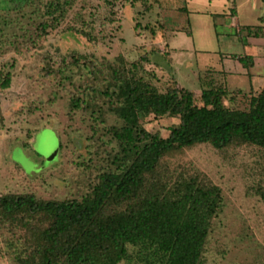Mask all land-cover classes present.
Masks as SVG:
<instances>
[{"label":"rangeland","instance_id":"374dc122","mask_svg":"<svg viewBox=\"0 0 264 264\" xmlns=\"http://www.w3.org/2000/svg\"><path fill=\"white\" fill-rule=\"evenodd\" d=\"M17 1L0 0V39L9 40L0 64H15L11 87L0 91V193L81 198L93 183L88 164L114 167L110 155L120 147L107 129L123 121L109 110L101 70L119 56L131 63L148 54L144 66L156 75L158 88L164 92L176 79L196 102L200 77L211 70L226 75L223 82L232 90L246 92L225 99L228 107L246 108L248 92L264 87V38L252 39L253 45L244 42L247 27L264 30V0H148L150 11L131 0H77L37 45L24 36L23 27L35 35L33 23L42 20L43 10L34 14V7L25 5L18 12L24 1ZM166 45L168 52L162 50ZM74 54L89 62L60 69V56ZM244 54L248 62L240 58ZM74 99H81L78 109H72ZM178 122V117L154 115L141 120L162 137ZM164 160L176 172L200 170L222 188L223 206L212 220L203 264H264V150L199 144ZM21 234L0 228L5 252L0 264H15L5 239Z\"/></svg>","mask_w":264,"mask_h":264},{"label":"trees","instance_id":"16d2710c","mask_svg":"<svg viewBox=\"0 0 264 264\" xmlns=\"http://www.w3.org/2000/svg\"><path fill=\"white\" fill-rule=\"evenodd\" d=\"M23 1L18 12L25 5L33 6L34 14L43 10L42 20L33 23L35 35L23 27L24 36L37 45L49 29L58 28L77 0ZM131 1L143 4L145 11L152 9L148 0ZM247 28L248 36H264L262 26ZM66 30L95 39L75 26ZM8 43L0 39V53L8 52ZM117 61L101 70L109 110L123 121L107 129L120 147L110 155L114 167L88 164L93 183L81 198L45 200L33 193H0V228L22 232L5 239L15 264H203L212 220L223 206L222 188L200 170H171L165 157L199 144L218 150L233 145L264 150V89L246 94V108L228 107L225 99L245 93L231 90L207 71L200 78L202 92L196 102L176 79L161 91L153 82L156 75L144 66L150 62L148 54L131 63L122 56ZM88 62L84 55H61L59 66ZM14 67L0 64L1 92L11 87ZM80 102L74 99L72 109ZM149 115L178 117L179 122L162 137L142 125Z\"/></svg>","mask_w":264,"mask_h":264},{"label":"crops","instance_id":"0c3cea01","mask_svg":"<svg viewBox=\"0 0 264 264\" xmlns=\"http://www.w3.org/2000/svg\"><path fill=\"white\" fill-rule=\"evenodd\" d=\"M231 8L234 9L235 6L232 5ZM152 9H153V6H152ZM152 9H151V10H152ZM167 31H168V30L165 31V28H164V32L167 33ZM166 33H165V34H166ZM165 34H163V35L165 36ZM248 38H250V41H249V42H247V41H248V40H247ZM258 38H264V36H248L247 39L244 40V42L253 45V41L256 40V39H258ZM252 39H254V40H252ZM162 50L165 51V52H168V51H167V45L164 46V47L162 48ZM248 56H249L248 54H244V55H241L240 58H241L243 61L248 62V58H249ZM210 72L213 73V76H215V77L217 78V80H218L219 83H224L223 80H224V79L226 80V75H217V74H215L212 70H211ZM221 77H223V78H221ZM200 78H201V77H200ZM178 84H179V82H178ZM224 84H226V83H224ZM226 85H227V84H226ZM179 86H181V85L179 84ZM227 86H228V85H227ZM181 87H182V86H181ZM228 87H229V86H228ZM229 88H230V87H229ZM230 89H231V88H230ZM263 89H264V87H262V88H261L260 90H258L256 93H253V92H248V93H249V94H257V93H259L260 91H262ZM231 90H232V89H231ZM236 91H237V90H236ZM240 91H242V90H240ZM242 92H243V91H242ZM245 93H246V92H245Z\"/></svg>","mask_w":264,"mask_h":264}]
</instances>
